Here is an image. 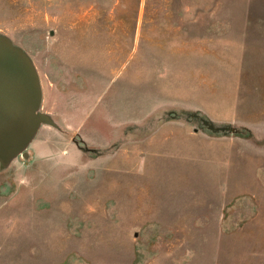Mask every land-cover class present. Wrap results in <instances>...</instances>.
I'll return each mask as SVG.
<instances>
[{
	"label": "rangeland",
	"instance_id": "obj_1",
	"mask_svg": "<svg viewBox=\"0 0 264 264\" xmlns=\"http://www.w3.org/2000/svg\"><path fill=\"white\" fill-rule=\"evenodd\" d=\"M0 36L40 86L0 264H264V0H0Z\"/></svg>",
	"mask_w": 264,
	"mask_h": 264
},
{
	"label": "water",
	"instance_id": "obj_2",
	"mask_svg": "<svg viewBox=\"0 0 264 264\" xmlns=\"http://www.w3.org/2000/svg\"><path fill=\"white\" fill-rule=\"evenodd\" d=\"M39 101L40 86L33 64L0 36V157L11 155L31 137Z\"/></svg>",
	"mask_w": 264,
	"mask_h": 264
},
{
	"label": "trees",
	"instance_id": "obj_3",
	"mask_svg": "<svg viewBox=\"0 0 264 264\" xmlns=\"http://www.w3.org/2000/svg\"><path fill=\"white\" fill-rule=\"evenodd\" d=\"M148 1V0H147ZM146 8H147V5H146Z\"/></svg>",
	"mask_w": 264,
	"mask_h": 264
}]
</instances>
